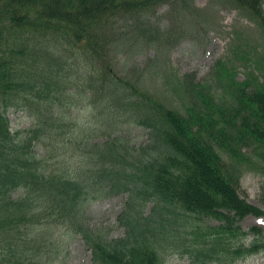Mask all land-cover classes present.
<instances>
[{"label": "trees", "instance_id": "obj_1", "mask_svg": "<svg viewBox=\"0 0 264 264\" xmlns=\"http://www.w3.org/2000/svg\"><path fill=\"white\" fill-rule=\"evenodd\" d=\"M177 1L0 0V264H53L59 230L81 236L90 264H165L170 249L188 250V222L201 219L216 221L195 232L201 264L264 252L262 228L240 226L263 210L239 192L245 166L264 179V60L243 79L229 57L213 63L209 81L185 73L183 111L113 72L118 22L134 19L153 36L142 12ZM232 1L264 28V0ZM95 97L121 114L118 127L143 125L151 141L134 148L100 123L111 135L96 142ZM12 108L29 111L30 127L11 128ZM122 193L124 233L113 237L89 223L88 206Z\"/></svg>", "mask_w": 264, "mask_h": 264}, {"label": "rangeland", "instance_id": "obj_2", "mask_svg": "<svg viewBox=\"0 0 264 264\" xmlns=\"http://www.w3.org/2000/svg\"><path fill=\"white\" fill-rule=\"evenodd\" d=\"M141 17L150 24L149 29L155 34L150 36L149 31L144 37L137 31L134 19L120 20L117 25L123 33L113 42L109 53L113 72L132 82L136 81L141 92L156 97L168 107L183 111L187 97L181 86V77L193 72L196 80L209 81L210 69L218 58L234 59L239 79L244 78L248 67L259 73L257 61L264 60V28L259 20L232 0H179L142 12ZM243 52L249 55V60L235 58L234 53L242 55ZM70 95L76 102L84 96V90L79 89ZM97 99L99 97H95L96 108L101 102ZM101 104L95 112L97 133L94 140L98 143L111 135L110 131H104L100 123L114 129L122 118L119 117L121 114L114 113L112 104ZM68 111L73 115H86L82 108L75 105ZM7 115L13 130L32 124L26 108L9 109ZM150 132L143 125L131 124L120 126L112 133L124 135L126 143L137 148L151 141ZM263 182L262 175L256 169L244 167L239 192L247 201L263 210L260 216L247 215L241 220L240 226L244 231L252 225H258L264 231ZM127 196L128 193H122L92 201L88 206L89 223L102 224L110 230V236H121L124 229L118 225L117 216L122 212ZM151 206L152 203L145 205V213L150 212ZM210 224H216V221L190 220L188 226L193 234L189 233L185 238L188 250L184 246L170 249L165 264H201L202 258H198L193 251L202 246L201 241L195 239V232L204 230ZM57 234L60 248L53 264H90V250L80 235H66L67 232L61 230ZM210 264H264V252L234 262L220 259Z\"/></svg>", "mask_w": 264, "mask_h": 264}]
</instances>
